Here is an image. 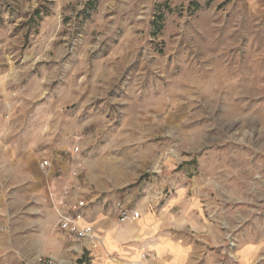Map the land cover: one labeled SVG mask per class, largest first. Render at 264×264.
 <instances>
[{
  "label": "rangeland",
  "instance_id": "374dc122",
  "mask_svg": "<svg viewBox=\"0 0 264 264\" xmlns=\"http://www.w3.org/2000/svg\"><path fill=\"white\" fill-rule=\"evenodd\" d=\"M54 147L68 171L84 164L67 179L86 163L107 184L114 218L116 199L182 183L221 210L264 204V0H0V233L14 245L0 264L30 262L12 164Z\"/></svg>",
  "mask_w": 264,
  "mask_h": 264
},
{
  "label": "crops",
  "instance_id": "0c3cea01",
  "mask_svg": "<svg viewBox=\"0 0 264 264\" xmlns=\"http://www.w3.org/2000/svg\"><path fill=\"white\" fill-rule=\"evenodd\" d=\"M52 130L55 132L56 128ZM42 159L49 161V179L39 166ZM37 160L38 166L13 163L12 166L21 170L22 177L10 184L11 190L19 192L21 202L28 205L20 213L22 219H27L23 247L29 261L44 255L67 264L72 263L73 252L80 253L84 247L88 251L99 247L101 257L91 264H121L122 261L128 264H264L263 203L221 210L222 197L189 194L188 186L182 183L175 185V191L168 196L155 195L133 204L126 199H116L114 210L115 202L123 200L140 212L138 219L120 223L117 214L114 218L104 210L108 200L107 184L98 182L92 172L87 173L86 163L84 175L79 178L85 183L82 188L79 179H67L68 170L58 162L56 147ZM66 186H70V200L85 201L80 224L91 226L101 238L97 247L74 239L69 241L54 229L49 231L56 217L50 207L48 191L53 188L59 195ZM2 201L4 194L0 192ZM33 203H39V208L32 206ZM211 212H214L212 217ZM32 227L36 228L29 232ZM7 235L0 233V254L3 255L14 246L12 236ZM43 241L45 251L40 252L39 244ZM145 253H151L152 257L143 258ZM109 255L122 261H116L114 256L109 259ZM4 259L5 256H0L1 263Z\"/></svg>",
  "mask_w": 264,
  "mask_h": 264
},
{
  "label": "built area",
  "instance_id": "2783aa9c",
  "mask_svg": "<svg viewBox=\"0 0 264 264\" xmlns=\"http://www.w3.org/2000/svg\"><path fill=\"white\" fill-rule=\"evenodd\" d=\"M78 146L72 147V155L78 154ZM75 157V156H74ZM78 159V156L75 157ZM40 168L47 173L49 161L42 159L39 162ZM83 164L78 162L73 169H69L68 175L75 178L80 175ZM70 186H66L61 194H57L56 190L51 188L48 191V199L51 202V207L55 213V227L56 230L63 236L69 239L81 241L83 243H90L92 247H97L101 244V238L97 236L91 226H84L80 224L82 218L81 210L85 206L83 199L70 200L69 199ZM117 220L120 223L134 221L140 217V212L128 206L123 200H117L114 204ZM29 264H61L55 259L47 256L37 255Z\"/></svg>",
  "mask_w": 264,
  "mask_h": 264
},
{
  "label": "trees",
  "instance_id": "16d2710c",
  "mask_svg": "<svg viewBox=\"0 0 264 264\" xmlns=\"http://www.w3.org/2000/svg\"><path fill=\"white\" fill-rule=\"evenodd\" d=\"M94 1H95V0H94ZM94 4H95V2L90 1V2L88 3V7H87V9H88V10H92V9L94 8ZM88 10L86 11V14H89V13H88Z\"/></svg>",
  "mask_w": 264,
  "mask_h": 264
}]
</instances>
